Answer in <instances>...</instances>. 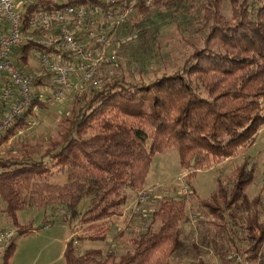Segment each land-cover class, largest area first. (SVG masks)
<instances>
[{"label":"trees","instance_id":"obj_1","mask_svg":"<svg viewBox=\"0 0 264 264\" xmlns=\"http://www.w3.org/2000/svg\"><path fill=\"white\" fill-rule=\"evenodd\" d=\"M38 1L27 15L62 6ZM229 4V14L225 0L141 5L123 28L137 37L119 47L117 62L100 69L101 84L89 85L70 100L72 106L41 157L25 146L0 154V212L12 218L18 234L35 229L19 222V212L44 209L41 226L57 215L70 222L79 216L80 202L90 197L81 220L97 229L89 239L105 242V222L121 213L132 192L146 187L157 153L177 149L181 166L192 175L254 143L264 128V0ZM33 47H14L13 59L23 71H35L30 65ZM46 79L39 77L36 89ZM44 103L36 92L28 111L0 137V146L30 127V117ZM54 167L66 173L64 184L50 181ZM253 181V168L242 164L229 183L201 201L214 227L202 244L222 264H232L229 257L240 251L251 260L264 257L259 256L264 196L262 191L248 196ZM188 210L187 197L164 196L152 212L139 216V229L121 241V249L82 250L70 240L63 252L65 264H170L171 256L186 247L182 222ZM14 245L13 240L5 260Z\"/></svg>","mask_w":264,"mask_h":264},{"label":"built area","instance_id":"obj_2","mask_svg":"<svg viewBox=\"0 0 264 264\" xmlns=\"http://www.w3.org/2000/svg\"><path fill=\"white\" fill-rule=\"evenodd\" d=\"M54 1L62 6L32 10L27 15L29 6L39 4L38 0H0V137L28 111L36 92L45 102L62 103L89 85L101 84L97 77L100 69L117 62L119 47L137 37L136 32H124V26L141 5L155 0H100L87 4ZM23 43L34 45L37 71H23L15 63L14 47ZM39 77L48 80L36 89ZM189 191V185L184 184L181 194L187 197ZM151 197L148 188L137 192L135 202L128 207V217L144 213ZM17 234L14 228L0 230V257L5 256ZM74 241L79 244L76 238ZM229 258L232 264H253L241 251Z\"/></svg>","mask_w":264,"mask_h":264},{"label":"rangeland","instance_id":"obj_3","mask_svg":"<svg viewBox=\"0 0 264 264\" xmlns=\"http://www.w3.org/2000/svg\"><path fill=\"white\" fill-rule=\"evenodd\" d=\"M183 7L184 5L180 9ZM224 12L228 14L230 12L229 0H225ZM176 15H179V13H176ZM165 29L169 31L170 26ZM124 58L122 57L121 59ZM30 65L35 71L39 69L35 59H31ZM69 102L70 100L62 103L45 102L42 107L38 106L35 114L29 119L30 127L26 128L23 133L18 134L13 142L10 139L8 142L3 143L0 146V154L5 155L12 150L19 152L25 146L36 158H40L45 147L49 145L50 135L56 133L55 131L59 127L62 116L72 106ZM242 164H245L248 168L252 167L254 171V181L247 190L248 196L253 198L261 191L264 196V128L258 132L254 143L241 148L235 156L220 163H212L209 168L201 169L192 175H190V171L185 172L188 174L182 175L184 168L181 166L177 149L157 153L153 157L146 184L152 187V193L155 196H157L155 191H159L160 188L171 189L168 196L177 197L182 195L181 191L184 188V184H188L190 187L189 195L187 196L189 199V210L186 219L182 222L186 247L171 256L170 264H222L215 251L202 244L204 234L213 230L214 227L209 225L208 221H211L212 218L201 206V201L210 198L220 184L229 183L236 169ZM53 169L54 174L50 181L56 184H64L67 181L66 173L56 171L55 167ZM90 205V197H85L77 207L79 216L74 219L73 223L85 224L81 220L82 214L90 208ZM44 214V209H26L17 214L20 223L25 225L32 223L36 231L17 234L11 257L8 260L0 257V264H65L63 258L64 244L59 241L52 242L50 235L61 238L62 233H66V236H68L70 232L61 228L63 221L62 217L58 215L52 217V231L49 232L43 228L41 224ZM261 221L264 223V215ZM88 225L87 227H80V229H85L83 230L85 232L83 237H88L97 230L94 225ZM7 227L17 230L12 218L5 212H0V228ZM130 236L131 234L126 236V239ZM72 239L74 240V238ZM78 245L82 250L101 246L90 242H83ZM262 249L261 256L264 255V248ZM252 263L264 264V257H257L252 260Z\"/></svg>","mask_w":264,"mask_h":264},{"label":"crops","instance_id":"obj_4","mask_svg":"<svg viewBox=\"0 0 264 264\" xmlns=\"http://www.w3.org/2000/svg\"><path fill=\"white\" fill-rule=\"evenodd\" d=\"M185 172H189V171L184 169V173L182 175L188 174ZM145 188L150 189L151 194H152L150 201L144 205V213L148 214L154 210V204H155L156 200L161 199L164 196H168L171 189H168V188H162L161 189L160 188L159 191H155L157 194V196H155L152 193V189H151L152 187L150 185L146 184ZM136 196H137V192H133L132 194H130V197H129L127 203L121 209V213L119 215L114 216L113 218H111L107 222H105V227H106L105 229L107 231V240L108 241H105V242L94 241V240L89 239L86 236L83 237V234L85 233V232H83V230H85V229H80V227L81 226L87 227L89 225L88 224L87 225L86 224H80L79 225L77 223H73L74 220H71L70 222L61 223L62 224L61 228L68 230L70 232V234L68 236H66V233L65 234L62 233L61 238L50 235V237L53 240L52 242H55V241L62 242L64 244L63 251L66 249L67 243L70 240H73L72 239L73 237L74 238L76 237V239L78 241H80L79 244H81L83 242H90L92 244H100L101 246L97 247V248H102L105 250L117 249V248L121 249V247H122L121 241L126 239V236H129L133 231L139 229V226H140L138 224V219H139V216H141V214H143V213L136 215V216H133L131 218L128 217V215L130 214L128 207H130V205L135 202ZM192 222H193V220H192ZM52 224H53V221L48 222L46 225H48L49 228H45V229H47L49 232L52 231V229H53ZM45 226H43V228ZM0 229H4V228H0ZM33 231H36V229H34ZM129 231H131V232H129ZM112 244H114V248H111Z\"/></svg>","mask_w":264,"mask_h":264}]
</instances>
